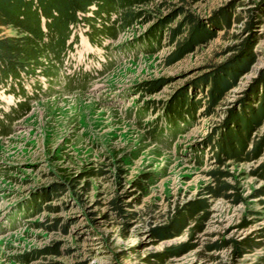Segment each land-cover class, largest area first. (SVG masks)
<instances>
[{"label":"rangeland","instance_id":"374dc122","mask_svg":"<svg viewBox=\"0 0 264 264\" xmlns=\"http://www.w3.org/2000/svg\"><path fill=\"white\" fill-rule=\"evenodd\" d=\"M166 1L171 5L141 7L152 18L129 27L115 1L79 12L67 35L45 17L39 37L2 27L0 37H27L30 55L0 82V264H264V196L256 197L264 178L253 173L264 163V151L258 159L221 167L243 199L235 203L206 194L215 182L209 171L219 163L203 145L264 70V0ZM180 6L205 21L232 6L241 19L169 63L176 48L170 28L183 14L162 32L161 45L143 35ZM249 16H257L251 31ZM250 39L255 63L211 108L192 84ZM187 88L198 102L194 117L174 121L167 109ZM136 179L146 180L147 193L134 185ZM60 182L66 191L55 197L50 190ZM35 196L39 205L29 213ZM117 197L122 216L112 209ZM196 201L210 204L203 231L191 238V221L179 235L153 234ZM247 236L261 244L242 257L232 255L231 247L207 248ZM187 241L193 244L188 250L148 261Z\"/></svg>","mask_w":264,"mask_h":264},{"label":"trees","instance_id":"16d2710c","mask_svg":"<svg viewBox=\"0 0 264 264\" xmlns=\"http://www.w3.org/2000/svg\"><path fill=\"white\" fill-rule=\"evenodd\" d=\"M110 1H115L123 10L119 19L126 27L132 26L138 19L147 22L152 18L141 8L145 5L156 1L163 6L171 5L166 0H0V32L4 26H14L39 37L41 19L45 17L52 29L62 35H67L69 26L76 23L79 12L85 13L95 4L104 7ZM178 1L184 4L189 3V0ZM193 1L197 2L198 0ZM232 9V6L220 8L210 21H205L194 13L185 10L183 6L173 7L170 13L163 16L154 27L143 35V38L150 41L151 44L161 45L162 32L166 30L169 24L177 20L179 15L183 14L176 27L170 28V36H167L171 42L176 43L173 54L168 57V62L173 63L187 52L194 51L202 44H207L216 38L218 31L223 28H230L234 20H240L241 16L234 15ZM249 17L251 21L248 23L247 31H251L255 24L253 19L257 18V16H254L255 18ZM178 36H182V40H178ZM27 39V37H0V82L17 69L23 56L30 55ZM251 39L243 47L233 46V49L238 53L236 56L225 63L214 65L208 73L198 77L192 84L194 89L199 88L202 94H205L211 108L221 103L228 92L238 86L240 78L251 70L256 60ZM188 89L179 92L167 109V115L174 121L186 120L188 115L189 118L194 117L198 102L195 94H189ZM242 94V98H239L236 105L224 111L222 122L212 129L211 134L206 137L203 143L212 149L213 157L219 163V167L209 171L215 182L206 186V194L212 198L230 199L235 203L241 202L243 199L236 190L237 186L228 180L232 174L221 167L229 161L241 163L258 159L264 151V132L260 133L264 126V70L260 71L258 79L246 87ZM157 126L158 124L155 125V127ZM93 173L96 174V172ZM253 173L264 178V163L254 169ZM142 177L148 179V174H144ZM87 184L89 185V183ZM134 185L143 192H148L146 180L136 179ZM65 191V184L60 182L50 190V194L59 197ZM46 192H43V195ZM260 196H264V187L256 190V197ZM111 204L116 216H122L124 213L122 198L113 199ZM38 205V197L35 196L27 205L28 212L36 210ZM130 216H133V213ZM210 216V204L196 201L194 205H189L183 209L179 208L172 222L169 225L153 229V234L161 239L170 238L181 234L193 221L195 225L190 236L192 238L196 232L205 229ZM124 230H128V225L125 226ZM260 244L261 242L247 236L238 241L226 239L220 242H212L207 245V248L210 250L218 247H231L232 255L242 257L247 251H251ZM192 245L189 241L180 243L165 249L163 252L151 254L148 261H150L151 256L164 260L166 257L188 250ZM150 264L154 263L150 261Z\"/></svg>","mask_w":264,"mask_h":264}]
</instances>
